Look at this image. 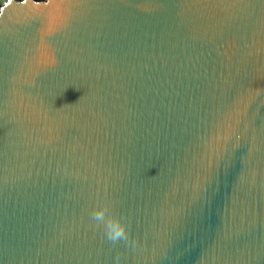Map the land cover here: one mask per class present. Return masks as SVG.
Here are the masks:
<instances>
[{"label":"water","instance_id":"95a60500","mask_svg":"<svg viewBox=\"0 0 264 264\" xmlns=\"http://www.w3.org/2000/svg\"><path fill=\"white\" fill-rule=\"evenodd\" d=\"M0 264H264V0L0 3Z\"/></svg>","mask_w":264,"mask_h":264},{"label":"clouds","instance_id":"9594fccd","mask_svg":"<svg viewBox=\"0 0 264 264\" xmlns=\"http://www.w3.org/2000/svg\"><path fill=\"white\" fill-rule=\"evenodd\" d=\"M110 209L107 206L102 207L99 211H94L92 217L98 223L104 224L106 228L107 237L113 243L127 239L126 228L120 220H107Z\"/></svg>","mask_w":264,"mask_h":264},{"label":"rangeland","instance_id":"374dc122","mask_svg":"<svg viewBox=\"0 0 264 264\" xmlns=\"http://www.w3.org/2000/svg\"><path fill=\"white\" fill-rule=\"evenodd\" d=\"M5 0H0V3H3Z\"/></svg>","mask_w":264,"mask_h":264}]
</instances>
